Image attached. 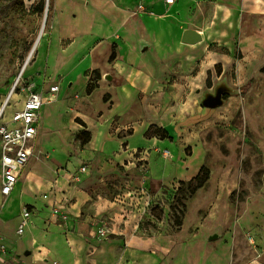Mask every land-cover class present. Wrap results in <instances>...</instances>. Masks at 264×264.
Instances as JSON below:
<instances>
[{
  "label": "rangeland",
  "instance_id": "374dc122",
  "mask_svg": "<svg viewBox=\"0 0 264 264\" xmlns=\"http://www.w3.org/2000/svg\"><path fill=\"white\" fill-rule=\"evenodd\" d=\"M84 1L0 0V105L43 24L23 83L63 89L42 109L35 156L21 182L11 197L0 195V234L15 252L9 264H264V0H242L240 8L204 0L197 7L202 16L190 5L166 42L128 49L133 68L153 81L144 87L137 79L136 93L125 102L121 97L122 118L110 121L86 94L83 72L72 73L85 54L58 66L60 52L78 35L66 29L78 26L71 16L83 14ZM141 2L113 13L97 4L105 23L100 35L114 33L115 14L126 30L142 27ZM185 26L203 28L204 39L180 42ZM135 34L145 40L143 29ZM118 44L117 53L126 50ZM116 77L104 76L109 84ZM220 86L228 90L224 104L205 107L206 94ZM25 96L16 91L5 118ZM82 123L91 132L86 145L78 138ZM151 126L165 128L172 140L160 143ZM197 164H206L211 176L185 200L178 226L172 206ZM25 206L33 216L20 235Z\"/></svg>",
  "mask_w": 264,
  "mask_h": 264
},
{
  "label": "crops",
  "instance_id": "0c3cea01",
  "mask_svg": "<svg viewBox=\"0 0 264 264\" xmlns=\"http://www.w3.org/2000/svg\"><path fill=\"white\" fill-rule=\"evenodd\" d=\"M137 0H85L83 7V14L80 16H71V18H77L78 26L72 28L67 27V31L77 32V36H73L60 52L58 58V66L60 68L68 64L72 58L76 57L77 54H85V56L76 64L72 73L83 72V86L86 87L90 79L91 73L94 69H100L102 74V79H105L104 76L109 75L110 70H107L105 73L101 69V65L93 64L92 56L100 48V51H97V59L102 60L103 63L109 64V57L112 52V44L115 42L117 44V50L119 51V44H122L124 51L117 53V58L112 62V66H115V73L118 77L113 81V84H107V87L100 94L101 105L98 109V115L103 118V120H108L114 117H121L123 112L118 110L115 106V96L118 93V97H123L124 102L131 97V94H135L137 87L135 86L137 79L142 78L144 81V87L151 86L153 81V76L147 74L146 72L139 71L133 68L130 62V54H128V49L137 46V44H142L143 48L145 46L150 47L154 45L153 43L159 38L161 41L166 42L168 32L170 31V26L176 24L182 18L186 16V9L188 6H196V15L200 14L202 16L205 11L203 9H197L198 6L203 7L204 0H175L174 5L168 6L165 3V0H144V3L141 2V5H144V9L147 8V11L136 13L139 14V24L141 26L133 27L131 30H126L124 28V21L120 20L119 22H114L118 16L110 17L112 30L114 33L108 36L100 35V31L105 27L104 17L101 13L97 12V4L101 5V8L107 7L109 13L128 11L133 6L134 2ZM242 0H216V3L224 8H240ZM196 4V5H194ZM194 11V9H193ZM73 14V13H72ZM169 19H172L171 23ZM138 20L137 17L133 21ZM143 29L145 33V40L140 39L135 32L138 29ZM194 29L200 31L199 27H193ZM191 29L190 27L179 28V40L182 41V36L185 30ZM80 33H87L90 36L89 40L83 39L84 37ZM116 35V36H115ZM119 36L120 38H118ZM204 39V35H203ZM168 40V39H167ZM147 49V48H146ZM75 52V55L71 56V53ZM125 53V54H123ZM129 61V62H126ZM130 66V68H129ZM118 70L120 72H118ZM150 78V82L145 84V80ZM102 79L99 81V89L102 86ZM63 83V82H62ZM50 86V85H49ZM74 86V85H73ZM139 88V86H138ZM141 88H143L141 86ZM117 89L120 91H117ZM62 86H60V91L57 94L62 92ZM94 90V91H95ZM106 93L111 94V99L108 102L103 100V97ZM87 94V93H86ZM93 94V93H92ZM88 95L89 97H92ZM54 102V101H53ZM52 103V102H51ZM49 104V103H48ZM47 105V104H46ZM41 130V128H40ZM160 143L164 144L166 140H159ZM21 182V181H20ZM19 184V183H18ZM14 193V192H13ZM12 193V194H13ZM0 195L1 191H0ZM10 195L9 197H11ZM3 197V196H2ZM1 235V234H0ZM3 236V235H2ZM6 239V238H5ZM8 242V240L6 239ZM9 244V242H8ZM11 249V258L14 256V249L9 244ZM126 253H135V251H126Z\"/></svg>",
  "mask_w": 264,
  "mask_h": 264
},
{
  "label": "built area",
  "instance_id": "2783aa9c",
  "mask_svg": "<svg viewBox=\"0 0 264 264\" xmlns=\"http://www.w3.org/2000/svg\"><path fill=\"white\" fill-rule=\"evenodd\" d=\"M168 6H172L175 0H165ZM144 9V5H140ZM25 67L15 78L11 89L0 105V147H1V194L9 197L15 191L18 183L23 177L24 170L31 163L35 156L36 140L40 132V119L43 107L55 100L60 91V84L48 87L36 82L29 81L24 85ZM18 89L26 92L22 105L11 117L5 118V111L11 103V98ZM170 151L167 150L166 154ZM85 169V167H84ZM59 216L66 219L63 212L56 209ZM33 211L29 206H25L22 211L21 221L17 230L18 234H23L25 228L30 224ZM100 239L105 238V229L98 230ZM11 249L5 237L0 235V264H9L11 259Z\"/></svg>",
  "mask_w": 264,
  "mask_h": 264
},
{
  "label": "trees",
  "instance_id": "16d2710c",
  "mask_svg": "<svg viewBox=\"0 0 264 264\" xmlns=\"http://www.w3.org/2000/svg\"><path fill=\"white\" fill-rule=\"evenodd\" d=\"M117 58V44H112V52L109 57V62H113ZM94 74L93 76H90V79L88 81V84L86 86V93L87 95H91L96 88L99 87V81L102 79V74L100 69H94L92 71ZM225 98L227 99V94L225 95ZM111 99V94L106 93L103 97V100L105 102H108ZM78 120V119H76ZM85 126V129H83L79 135L78 138L81 140L82 145H86L91 140V132L86 128V124L82 123ZM154 126H151L149 131L150 134H155L160 137L162 140L171 139L172 136L170 135L169 131L165 128H156L154 131H152V128ZM211 176V170L206 164H203L197 175H195L192 179L188 181H181V186L178 190V194L175 197V204L172 206V210L175 214V223L178 226H181L183 224V215L186 210L185 200L189 197H192L196 194V192L203 188L206 183L209 181ZM31 209L32 207L29 206Z\"/></svg>",
  "mask_w": 264,
  "mask_h": 264
},
{
  "label": "bare ground",
  "instance_id": "6f19581e",
  "mask_svg": "<svg viewBox=\"0 0 264 264\" xmlns=\"http://www.w3.org/2000/svg\"><path fill=\"white\" fill-rule=\"evenodd\" d=\"M169 21H170L171 23H173V22H172V19H169ZM44 29H45V24H43V26H42V28H41V31H40V34L38 35V37H37V39H36L35 45H34V47H33L32 50H31V53H30L29 59L27 60V62H26V64H25V65H26L25 69L27 68V65H28L30 59L32 58L34 52H35L36 49H38V47H39V44H40L41 39H42V35H43V33H44ZM199 29H200L202 32H204V29H203V28L199 27ZM97 51H100V48H99ZM97 51H96V52L93 54V56H92L93 64H95V65H101V69H102V71H103L104 73H105L107 70H110V71H112V72H115V71H114L115 66H112V65H111L112 63H111V62H109V64H106V63H103L102 60L97 59ZM143 81H144V80H143ZM149 82H150V78H147V79L145 80V84H148ZM107 84H108V82H107L105 79H102V86H101L99 89H97V90H95V91L93 92V94H92V97H93L92 101H94L95 103H98L99 105H101L100 94H101L102 91L107 87ZM120 103H121V102H120V99H119V97H118V95H117V93H116V96H115V106H116V108L120 107ZM199 169H200V168H199V164H197V165H195V166L193 167V170H192V171L190 172V174H189L190 179H192L195 175H197Z\"/></svg>",
  "mask_w": 264,
  "mask_h": 264
},
{
  "label": "water",
  "instance_id": "95a60500",
  "mask_svg": "<svg viewBox=\"0 0 264 264\" xmlns=\"http://www.w3.org/2000/svg\"><path fill=\"white\" fill-rule=\"evenodd\" d=\"M182 42L187 44H196L203 40V35L200 31L191 28L184 31L182 36ZM147 47H144L143 49H146ZM228 90L225 86H220L216 89L214 93H208L206 94V97L203 99V105L208 108H217L224 104L225 101V95L227 94ZM27 254L30 253V251L26 252Z\"/></svg>",
  "mask_w": 264,
  "mask_h": 264
}]
</instances>
